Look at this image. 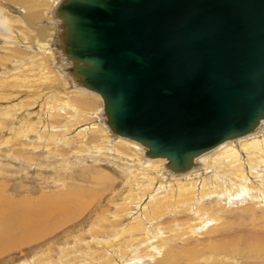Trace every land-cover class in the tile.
Here are the masks:
<instances>
[{"label":"rangeland","instance_id":"1","mask_svg":"<svg viewBox=\"0 0 264 264\" xmlns=\"http://www.w3.org/2000/svg\"><path fill=\"white\" fill-rule=\"evenodd\" d=\"M4 4L3 0L0 7L7 8H3L0 15L8 20L0 17V220H3L0 221V264H264V183L260 185L252 180L258 193L254 191L251 198L231 199L225 192L208 193L213 187L219 190L209 181L202 198L198 195L203 189L199 182L194 187L197 190L193 188L188 193L191 194L188 202L167 204L164 198L175 188L170 187L171 191L166 187L158 189V178L154 184L150 183L133 151L117 142L102 116L98 117L103 105L96 94L88 92L93 96L73 97L81 110H70L73 116H67L65 110H61V114L56 112L57 101L60 103L67 98L56 91L57 81L45 85L38 81L40 76L37 75L43 69L38 67L41 53L30 50V43L27 44L26 31L36 35V26L45 24L46 17L14 20L17 16H25L22 7ZM24 78L29 80L28 84L21 81ZM17 83L23 89H19ZM33 83L37 85L31 86ZM51 112L56 115L50 116ZM75 113L81 116L77 118ZM69 116L74 119H68ZM68 120L71 121L69 130L65 129ZM100 120L107 132L97 127ZM111 142L114 145L111 146ZM260 172L264 180V168ZM19 220L24 221V225ZM138 220L140 224L137 225ZM9 222L12 224L7 225Z\"/></svg>","mask_w":264,"mask_h":264},{"label":"water","instance_id":"2","mask_svg":"<svg viewBox=\"0 0 264 264\" xmlns=\"http://www.w3.org/2000/svg\"><path fill=\"white\" fill-rule=\"evenodd\" d=\"M57 16L110 132L174 173L264 119V0H64Z\"/></svg>","mask_w":264,"mask_h":264},{"label":"bare ground","instance_id":"3","mask_svg":"<svg viewBox=\"0 0 264 264\" xmlns=\"http://www.w3.org/2000/svg\"><path fill=\"white\" fill-rule=\"evenodd\" d=\"M6 1V4H4V6H8V4H15L16 5H20V7H22V10L25 14V16H17V18H15L14 20H23V18L25 17H29L33 19H37V20H42V17H46V23L45 24H41V25H37L36 26V30L37 33L36 35L32 34L30 35L28 31L27 32V36L29 37V41L27 44L30 43V46H28V48L33 49L35 51H39L41 53V57L39 60L38 58V67L43 68L41 69V74L39 75L38 73V77L40 76V83L43 85H45L46 82H51V81H57L55 87H56V91H58L59 96L61 97H66L67 100H60L57 101L56 104V108L55 110H57L56 112H60L61 110H65V113L68 115L72 113L71 112L72 109L75 110L76 112H79L81 110H79L78 105H76V102H74V98H82V97H86L88 95H92L88 92H92L87 90L84 87L79 86L76 82L75 79L69 75L66 71V68H68L69 62L67 61V59L64 57L63 53H62V39H61V34H62V21L61 19L57 16V10L60 6V4L64 1V0H4ZM3 3V0H0V4ZM8 3V4H7ZM19 7V8H20ZM3 8H7V7H3ZM2 7H0V14L2 12ZM11 8V7H10ZM14 9V8H12ZM16 11V10H15ZM7 12V11H6ZM17 12V11H16ZM18 13V12H17ZM7 14V13H6ZM15 14H13L14 16ZM9 16V15H6ZM12 16V15H10ZM0 17L4 20H8L7 17L3 18V15H0ZM15 17V16H14ZM0 18V19H1ZM13 18V17H12ZM3 20V22H4ZM30 20V21H32ZM12 21V20H11ZM9 22V21H8ZM7 23V22H6ZM10 24V23H9ZM11 25V24H10ZM9 26V25H8ZM17 26V25H16ZM12 27V26H11ZM18 27V26H17ZM22 28V27H21ZM26 28V27H25ZM8 29V28H7ZM11 29V28H10ZM10 31V30H9ZM13 33V29L11 30ZM55 34V36H53ZM15 35V34H13ZM26 35V34H25ZM20 36V35H19ZM22 38V37H20ZM6 39V38H5ZM10 40V38H8ZM16 39V38H15ZM2 40V39H1ZM4 40V39H3ZM12 40V39H11ZM14 40V39H13ZM23 41V39H22ZM24 42V41H23ZM15 43V42H14ZM13 43V44H14ZM18 44V43H17ZM8 45V44H7ZM17 46V45H16ZM20 46V45H19ZM18 46V47H19ZM26 47V46H25ZM23 49V47H22ZM18 49H16L17 51ZM23 51V50H22ZM27 52V51H26ZM33 53V52H32ZM36 53V52H35ZM26 58H28V53ZM38 54V53H37ZM20 56V55H19ZM22 56V55H21ZM33 56V55H32ZM35 57V56H34ZM37 57V56H36ZM21 58V57H19ZM24 58V59H26ZM18 59V58H17ZM23 59V58H21ZM34 61L37 60L35 58H33ZM28 60V59H27ZM14 61V60H13ZM37 62V61H36ZM23 63V61H22ZM33 63V62H32ZM15 64V63H14ZM28 64V63H26ZM31 65V64H29ZM37 65V64H34ZM15 66V65H14ZM28 66V65H27ZM32 66V65H31ZM16 67V66H15ZM19 67V66H18ZM36 67V66H35ZM60 70L61 74L55 72V69ZM46 69H48L49 72H45L47 71ZM35 70V69H34ZM11 71V69H10ZM17 71V70H16ZM22 72V71H21ZM32 72V71H31ZM45 72V73H44ZM26 73V72H25ZM24 73V74H25ZM18 74V73H17ZM21 75V74H20ZM19 75V76H20ZM26 75V74H25ZM4 76V75H3ZM16 76V75H15ZM21 77V76H20ZM27 77V76H26ZM32 77V76H31ZM30 78V76H29ZM37 78V77H34ZM38 79V78H37ZM1 80V78H0ZM9 79L7 78V81ZM13 80V79H12ZM3 81V80H2ZM14 81V80H13ZM21 81L23 83H29L27 78L21 79ZM31 81V80H30ZM36 81V80H35ZM11 81H9L10 84ZM18 82V81H17ZM20 82V83H22ZM32 82H34L32 80ZM39 83V82H38ZM2 84V83H1ZM18 84V83H17ZM11 85V84H10ZM15 85V84H14ZM19 85V84H18ZM31 85V84H30ZM36 83H33L31 86H36ZM5 86V85H4ZM13 86V85H12ZM19 89H23V87L21 85H19ZM28 86V87H31ZM40 86V85H38ZM12 88V87H11ZM26 88V87H25ZM32 88V87H31ZM46 88V86H45ZM51 88V87H50ZM18 89V90H19ZM30 89V88H29ZM31 90V89H30ZM55 90V89H53ZM52 90V91H53ZM22 91V90H21ZM24 91V90H23ZM33 91V90H32ZM35 91V90H34ZM33 91V92H34ZM41 92V91H39ZM19 93V92H18ZM54 93V92H53ZM57 93V92H56ZM94 93V92H92ZM28 93H26L27 95ZM31 94V93H30ZM57 94V96H58ZM96 94V93H94ZM29 95V94H28ZM37 95V93H36ZM40 95V94H39ZM38 95V96H39ZM97 95V94H96ZM14 96V95H13ZM16 96V95H15ZM34 96V95H33ZM42 96V95H41ZM56 96V97H57ZM93 96V95H92ZM98 96V95H97ZM22 97V96H21ZM20 97V99H21ZM37 97V96H36ZM45 97V96H44ZM43 97V98H44ZM60 97V98H61ZM99 97V96H98ZM35 98V97H34ZM73 98V99H72ZM100 98V97H99ZM5 99V98H4ZM19 99V100H20ZM47 99V98H46ZM51 99V98H50ZM64 99V98H63ZM71 99V100H70ZM101 99V98H100ZM7 100V98H6ZM9 100V99H8ZM17 100V101H19ZM42 100V99H41ZM41 100L39 102H41ZM16 101V100H15ZM46 101V100H45ZM53 100H51L52 102ZM62 101V102H61ZM14 101H12L11 103H13ZM23 102V101H22ZM44 102V100H43ZM48 102V101H47ZM46 102V103H47ZM2 103V102H1ZM8 103V102H7ZM10 103V102H9ZM62 103V104H61ZM89 103V102H88ZM15 104V102H14ZM13 104V105H14ZM16 105V104H15ZM28 105V104H27ZM36 105V104H35ZM44 105V103H43ZM51 105V104H50ZM103 105V103H102ZM5 106V105H4ZM29 106V105H28ZM54 106V105H53ZM80 106V105H79ZM83 106V105H82ZM12 107V106H11ZM17 107V106H16ZM24 108V107H23ZM54 108V107H53ZM52 108V110H53ZM12 109H14L12 107ZM31 109V108H30ZM100 109V108H99ZM15 110V109H14ZM23 110V109H22ZM35 110V109H34ZM25 111V109H24ZM29 111V110H28ZM74 111V112H75ZM101 111V110H100ZM98 113V117L99 115L102 116V119L104 120V116H103V109L102 111ZM2 112V111H1ZM13 112V111H12ZM16 112V111H15ZM27 112V111H26ZM3 113V112H2ZM10 113V112H9ZM19 113V112H16ZM28 113V112H27ZM35 113V112H33ZM40 113V112H39ZM38 113V114H39ZM62 113V112H61ZM59 113V114H61ZM7 113H3V115ZM29 114V113H28ZM43 114V113H42ZM55 114V113H54ZM53 114V112L50 113V116H55ZM95 114V113H94ZM11 115V113H10ZM13 115V114H12ZM35 115V114H34ZM47 115V114H46ZM75 115H77V118H79L81 115L78 113H75ZM91 115V114H90ZM93 115V113H92ZM91 115V116H92ZM96 115V114H95ZM14 116V115H13ZM17 116V115H15ZM49 116V115H48ZM94 116V115H93ZM6 117V116H5ZM10 117V116H9ZM12 117V116H11ZM19 117V116H18ZM32 117V116H31ZM39 118H41V116H38ZM63 117V116H62ZM27 118V117H26ZM29 118V117H28ZM70 118V116L68 117V119ZM72 118V117H71ZM70 120H73L71 119ZM86 118V117H85ZM100 118V117H99ZM23 119V118H22ZM38 119V118H36ZM36 119L34 121H36ZM43 119V118H42ZM65 119V118H64ZM101 119V118H100ZM27 120V119H26ZM25 120V121H26ZM66 120V119H65ZM88 120V119H86ZM95 120V119H94ZM17 121V120H16ZM23 121V122H25ZM38 121V120H37ZM81 121V119H80ZM96 121V120H95ZM22 122V125L24 124ZM78 122V121H77ZM93 122V121H92ZM101 123H96L97 127H100L102 130L104 129L106 132V127H103V122L102 120H100ZM19 123V122H18ZM27 123V122H25ZM41 123V122H40ZM44 123V122H43ZM42 123V124H43ZM70 123L71 121L68 120L65 129H68V127L70 128ZM83 123V122H82ZM95 123V122H94ZM34 124H36L34 122ZM45 124V123H44ZM65 124V123H64ZM27 125H29L27 123ZM31 125V124H30ZM95 125V124H93ZM93 125H91V127H93ZM52 126V125H51ZM21 127V126H20ZM26 127V126H25ZM72 128V127H71ZM108 128V127H107ZM33 129V128H32ZM31 129V130H32ZM48 129V128H47ZM73 129V128H72ZM71 129V131H72ZM44 130V129H43ZM69 130V129H68ZM77 131V129L75 130ZM83 131V130H82ZM81 131V132H82ZM19 132V131H18ZM26 132V131H25ZM42 132V131H41ZM40 132V134H41ZM74 132V131H73ZM79 132V131H78ZM28 133V132H27ZM24 133V134H27ZM30 133V131H29ZM55 133V132H54ZM64 133V132H63ZM80 133V132H79ZM17 134V133H16ZM37 134H39L37 132ZM85 134V133H84ZM107 135V134H106ZM112 137L117 139V142H122L125 146H127V149L129 151L132 150L133 154L135 155V160L137 161V164L139 165L140 169H142L143 171H146L148 174V180H151L150 183L154 184L157 181L158 178V183L156 186H158L159 188H169V190L171 191L170 187H174V191H172V193H170L169 195H164L166 196L164 198V200H166L165 202L168 203H172V202H176V203H184L188 202L189 199L191 198V194H188L191 189H193L194 187L196 188L198 183L199 185L203 188L201 190H199V194L201 195V197L203 198L202 195L205 194V192L203 191L205 188V185L207 183V181H209L210 183H212L213 185H215L216 187L218 186L219 190L215 187L214 190H212L213 188H207L209 189L208 193H212L213 191H218L220 192H225V194H228V197H230L231 199H238V197H244V196H248V198H251V194H254L253 192L257 191V189L255 188L256 185H252V180L254 181H258L259 184L260 182L264 183L263 178L261 177L263 174L260 172L261 169L264 168V119L261 121L260 125L253 130L252 132L237 138V139H232V140H228L226 142H223L222 144L216 146L215 148L199 155L196 159H195V166L190 169L187 172H182V173H174L172 172L168 167H167V160L164 158H151L149 156L146 155V150L143 148V146H141L139 143L130 140L128 138H124V137H118V136H114L111 133ZM42 136V135H41ZM37 137L39 138V136L37 135ZM108 137V136H107ZM111 137V138H112ZM43 139V138H42ZM109 139V138H108ZM106 140V139H105ZM119 142V143H120ZM112 143V142H111ZM116 144V141L115 143ZM113 143L111 144L114 145ZM122 145V144H121ZM123 146V145H122ZM116 147V146H115ZM108 148V147H107ZM114 148V146H113ZM118 148V147H117ZM114 148V149H117ZM109 150V149H108ZM131 152V151H130ZM132 157V156H131ZM138 167V168H139ZM133 171V170H132ZM262 175H259V174ZM147 180V181H148ZM202 180H204L205 182H203ZM137 181V180H136ZM140 182V181H139ZM257 182V183H258ZM138 183V182H137ZM256 183V182H255ZM147 183H144L143 185H145ZM209 184V183H208ZM220 184H224V185H220ZM261 185V184H260ZM150 186V185H149ZM209 186V185H208ZM211 186V185H210ZM264 187V185H262ZM144 188V187H143ZM149 188V187H148ZM147 188V189H148ZM194 188V189H195ZM200 188V187H199ZM259 188V187H258ZM146 189V188H145ZM206 189V190H207ZM142 190V189H141ZM139 190V191H141ZM155 190V189H154ZM153 190V191H154ZM164 190V189H163ZM197 190V189H195ZM263 190V189H260ZM162 191V190H161ZM193 191V190H192ZM191 191V192H192ZM146 192V191H145ZM149 192V191H148ZM163 192V191H162ZM166 192V190H165ZM177 192V194H176ZM207 192V191H206ZM261 192V191H260ZM264 192V190H263ZM140 193V192H138ZM147 193V192H146ZM161 193V192H160ZM162 194V193H161ZM215 194V193H214ZM256 194V193H255ZM134 195V194H133ZM157 195V194H155ZM194 195V194H192ZM212 195V194H211ZM136 196V195H135ZM152 196V195H151ZM159 196V195H157ZM163 196V197H164ZM195 196V195H194ZM207 196V195H206ZM220 196V195H219ZM143 197V196H142ZM162 198V196H159ZM197 197V196H196ZM205 197V196H204ZM221 197V196H220ZM150 199V197H148ZM156 198V197H154ZM198 198V197H197ZM206 198V197H205ZM215 198H217L215 196ZM129 199V198H128ZM194 199V198H193ZM260 199V198H259ZM258 199V200H259ZM262 199V198H261ZM260 199V200H261ZM137 200V197H136ZM153 200V199H152ZM157 200V199H156ZM161 200V199H160ZM195 200V199H194ZM206 200V199H205ZM220 200V199H219ZM230 200V199H229ZM228 200V201H229ZM255 200V199H254ZM263 200V199H262ZM261 200V201H262ZM139 201V200H138ZM155 201V200H153ZM152 201V202H153ZM162 201V200H161ZM160 201V202H161ZM202 201V200H201ZM201 201L199 203H201ZM231 201V200H230ZM240 201V200H239ZM41 202V201H40ZM136 202V201H135ZM150 202V201H149ZM151 202V203H152ZM203 202V201H202ZM233 202V201H232ZM259 202V201H258ZM142 202H140L141 204ZM159 203V202H157ZM217 203V202H216ZM50 204V203H49ZM155 204V203H154ZM188 204V203H187ZM221 204V203H220ZM143 205V204H142ZM152 205V204H151ZM189 205V204H188ZM192 205V204H191ZM194 205V204H193ZM198 205V204H197ZM226 205V204H225ZM42 206V205H41ZM44 206V205H43ZM139 206V205H138ZM141 206V205H140ZM147 206V205H146ZM167 206V205H165ZM142 207V206H141ZM150 207V206H149ZM155 207V206H153ZM207 207V206H206ZM215 207V206H214ZM29 208V206L27 207ZM42 208V207H41ZM40 208V209H41ZM47 208V207H46ZM139 208V207H138ZM163 208V207H162ZM11 209V208H9ZM34 209V208H33ZM39 209V210H40ZM160 209V207H159ZM44 210V208H43ZM138 210V209H137ZM191 210V209H190ZM211 210V209H210ZM217 210V209H216ZM215 210V212H217ZM223 210V209H222ZM2 211V210H1ZM9 211V210H8ZM25 211V210H24ZM23 211V212H24ZM126 211V210H125ZM166 211V210H165ZM168 211V209H167ZM174 211V210H173ZM192 211V210H191ZM198 211L200 212L201 210L198 209ZM213 211V210H212ZM10 212V211H9ZM13 211H11L10 213H12ZM26 212V211H25ZM29 211H27L28 213ZM132 211H130L131 213ZM159 212V211H158ZM219 212V211H218ZM31 213V212H30ZM129 213V214H130ZM150 213V211H149ZM194 213V212H193ZM202 213V212H201ZM4 214V213H3ZM22 214V213H21ZM20 214V215H21ZM205 214V213H204ZM8 215V214H7ZM14 216V214H12ZM17 215V214H16ZM19 215V214H18ZM31 215V214H30ZM35 215V214H33ZM160 215V214H159ZM211 214H209L210 216ZM213 215V214H212ZM216 215V214H215ZM213 215V216H215ZM32 216V215H31ZM131 216V215H130ZM133 216V214H132ZM154 216V215H153ZM205 216V215H203ZM207 216V215H206ZM217 216V215H216ZM34 217V216H33ZM105 217V216H104ZM103 217V218H104ZM120 217V216H118ZM116 217V218H118ZM126 217V215H125ZM155 217V216H154ZM198 217V216H197ZM4 218V217H3ZM7 218V217H6ZM17 218V216L15 217ZM123 218V216H122ZM132 218V217H131ZM215 218V217H214ZM12 219V218H10ZM34 219V218H33ZM156 219V218H155ZM213 219V218H212ZM219 219V218H218ZM2 220V219H1ZM0 220V221H1ZM130 220V219H127ZM136 220V219H135ZM200 220V219H199ZM217 220V218H216ZM3 221V220H2ZM18 221V220H17ZM20 221V220H19ZM28 221V220H26ZM119 221V219H118ZM132 221V220H131ZM137 221V220H136ZM193 221V220H192ZM195 221V220H194ZM211 221V220H210ZM215 221V220H214ZM218 221V220H217ZM5 222V221H4ZM13 222V221H12ZM34 222V221H33ZM146 222V221H145ZM213 222V221H212ZM10 223V222H9ZM18 223V222H17ZM16 223V224H17ZM21 223V221H20ZM24 225V221L22 222ZM21 223V224H22ZM204 223V222H203ZM7 224V225H11ZM129 224V223H128ZM132 224V223H131ZM140 224L139 220L137 225ZM142 224V223H141ZM208 223H206L205 225H207ZM3 225V224H2ZM26 225V224H25ZM159 225V224H158ZM197 225V224H196ZM22 226V225H21ZM6 227V226H5ZM12 227V226H9ZM27 227V226H25ZM127 227V226H126ZM1 228V227H0ZM4 228V227H3ZM119 228V227H118ZM121 228V227H120ZM124 228V226H123ZM144 228V227H143ZM142 228V229H143ZM150 228V227H149ZM157 228V227H156ZM155 228V229H156ZM192 228V227H191ZM195 228V227H193ZM198 228V226H197ZM2 229V228H1ZM22 229V228H21ZM131 229V228H130ZM200 229V228H199ZM4 230V229H3ZM14 230V229H13ZM119 230V229H118ZM129 230V229H128ZM133 230V228H132ZM152 231V229H150ZM5 231V230H4ZM12 231V230H11ZM19 231V230H18ZM125 231V228H124ZM136 232V230H134ZM141 231V230H138ZM147 231V230H146ZM10 232V231H9ZM126 232V231H125ZM134 232V233H135ZM113 233V232H112ZM11 234V233H10ZM104 234V233H103ZM110 234V233H109ZM124 234V233H123ZM127 234V233H126ZM194 234V233H193ZM4 235V234H3ZM12 235V234H11ZM125 235V234H124ZM33 236V235H32ZM97 236V235H96ZM112 237V236H111ZM115 237V236H114ZM10 238V237H9ZM30 238V236H29ZM33 238V237H32ZM109 238V237H108ZM113 238V237H112ZM134 238V237H133ZM151 238V237H150ZM25 239V238H24ZM27 239V237H26ZM97 239V238H96ZM101 239V238H100ZM111 239V238H110ZM114 239V238H113ZM135 239V238H134ZM143 239V238H142ZM152 239V238H151ZM150 239V242H151ZM156 239V238H155ZM31 240V238H30ZM140 240V239H139ZM148 240V239H147ZM146 240V243H148V241ZM116 241V238H115ZM162 241V240H161ZM100 242V241H99ZM103 242V241H102ZM101 242V243H102ZM105 242V241H104ZM108 241H106L107 243ZM118 242V241H116ZM135 242V241H134ZM139 242V241H137ZM165 242V241H164ZM1 243V242H0ZM4 243V242H3ZM26 243V242H24ZM111 243V241H110ZM140 243V242H139ZM109 244V243H108ZM115 244V243H114ZM128 245V244H127ZM130 245V244H129ZM165 245V244H164ZM111 246V245H110ZM146 246V245H145ZM158 246V245H157ZM149 247V246H148ZM159 247V246H158ZM132 248V247H131ZM154 248V247H153ZM161 248V247H160ZM130 249V248H129ZM162 249V248H161ZM118 250V249H117ZM142 250V249H141ZM157 251V249H155ZM106 251V250H105ZM136 251V250H134ZM129 252V251H128ZM132 252V251H131ZM151 253V252H150ZM109 254V253H108ZM134 254V253H133ZM95 255V254H92ZM116 255V254H115ZM130 255V254H129ZM101 256V255H100ZM99 256V257H100ZM95 257V256H94ZM91 258V257H88ZM96 258V257H95ZM121 258V257H120ZM138 258V257H137ZM151 258V257H150ZM87 259V258H86ZM112 259V258H111ZM134 259V258H132ZM97 260V259H96ZM100 260V259H99ZM130 260V259H129ZM119 261V260H118ZM126 261V260H125ZM139 261V260H138ZM90 262V261H89ZM96 262V261H95ZM128 262V261H126ZM98 263V262H97ZM146 263V262H145ZM148 264V263H147Z\"/></svg>","mask_w":264,"mask_h":264}]
</instances>
